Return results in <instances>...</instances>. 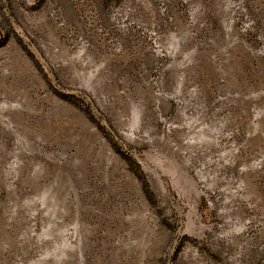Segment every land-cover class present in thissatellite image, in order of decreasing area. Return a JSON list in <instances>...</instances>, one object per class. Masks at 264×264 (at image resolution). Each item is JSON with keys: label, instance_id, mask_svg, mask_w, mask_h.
Segmentation results:
<instances>
[{"label": "rangeland", "instance_id": "rangeland-1", "mask_svg": "<svg viewBox=\"0 0 264 264\" xmlns=\"http://www.w3.org/2000/svg\"><path fill=\"white\" fill-rule=\"evenodd\" d=\"M0 264H264V0H0Z\"/></svg>", "mask_w": 264, "mask_h": 264}, {"label": "trees", "instance_id": "trees-1", "mask_svg": "<svg viewBox=\"0 0 264 264\" xmlns=\"http://www.w3.org/2000/svg\"><path fill=\"white\" fill-rule=\"evenodd\" d=\"M117 144L127 153H129V150L127 149V147L123 144V142L118 141ZM146 188V192L148 193V195H150V190H149V186L146 184L145 186Z\"/></svg>", "mask_w": 264, "mask_h": 264}, {"label": "water", "instance_id": "water-1", "mask_svg": "<svg viewBox=\"0 0 264 264\" xmlns=\"http://www.w3.org/2000/svg\"><path fill=\"white\" fill-rule=\"evenodd\" d=\"M181 233H182V229H180V231H179V237H180ZM177 243H178V239L175 242V245H174L173 250H172V254L174 253V250H175Z\"/></svg>", "mask_w": 264, "mask_h": 264}]
</instances>
